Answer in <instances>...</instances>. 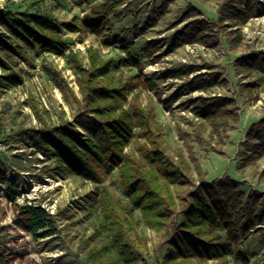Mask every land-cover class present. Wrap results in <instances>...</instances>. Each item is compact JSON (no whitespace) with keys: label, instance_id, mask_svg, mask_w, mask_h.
Here are the masks:
<instances>
[{"label":"rangeland","instance_id":"obj_1","mask_svg":"<svg viewBox=\"0 0 264 264\" xmlns=\"http://www.w3.org/2000/svg\"><path fill=\"white\" fill-rule=\"evenodd\" d=\"M120 1L116 16H108L111 26L105 30L118 40L104 46L101 37L91 31L88 21L101 17L105 5ZM222 2L0 0V13H46L58 22L76 27L74 32H68L57 26L65 45L56 52L42 53L32 42L16 41L24 56L19 58L7 44L0 42V56L7 58L11 71L22 78L17 87L0 90V264H117L112 257L96 262L88 259L89 253L104 247L112 236L111 230L103 228L102 212L97 205L102 190L110 192L121 205L128 203L117 169L98 167L100 184L75 176H59L54 170L56 165L35 153L22 134L25 129L39 126L34 107L39 111L46 109L51 121L57 122L60 118L71 121L76 109L74 97L81 100L75 67L77 62L88 67L89 49L96 50L103 60L114 61L111 74L115 78L131 81L142 105L153 114L166 153L176 161H188L193 168L194 187L232 179L245 193V203L255 195L258 206L264 207V156L255 162L242 161L248 130L258 128L264 120V73L252 71L248 76L239 75L235 67L237 58L264 55V0H254L251 18L245 24L229 25L224 31L214 27L219 49L198 44L172 47L173 33L190 21L179 22L187 9L200 14L196 19L211 23L217 20ZM174 23L179 24L171 28ZM3 33L5 28L0 24V34ZM235 34L241 35V44L236 51H231L227 38ZM6 41L12 43L11 39ZM149 44L157 46L151 57L144 52ZM183 67H200L189 79L197 74L214 73L223 84L212 87L210 92L185 93L169 102L187 82L169 75ZM0 74H3L1 68ZM146 81H152L163 91L160 97L148 89ZM218 97L234 99L239 114L238 123L220 137L194 116L189 104L191 100ZM144 145L135 130L125 153L141 162ZM194 159L201 167L199 175L194 170ZM8 188L13 195L7 194ZM190 189L172 186L177 199ZM30 206L40 207L52 217L53 235L34 237L18 223L21 208ZM255 216L244 217L242 225L248 231L233 246L245 256V261L231 255L228 264H264V223L251 227L250 221ZM130 217L133 240L142 251L137 264H156L160 235L143 224L138 211ZM37 233L42 235V231ZM187 264L199 263L193 260Z\"/></svg>","mask_w":264,"mask_h":264},{"label":"trees","instance_id":"obj_2","mask_svg":"<svg viewBox=\"0 0 264 264\" xmlns=\"http://www.w3.org/2000/svg\"><path fill=\"white\" fill-rule=\"evenodd\" d=\"M222 1L218 18L211 23L196 19L200 14L192 8L187 9L179 22L190 21L173 33L172 47L198 44L217 50L219 38L214 27L224 31L229 25L245 24L251 18L254 0ZM120 4L121 1L105 5L101 17L88 21L91 31L101 37L104 46L118 40L105 30L111 26L108 16H116ZM0 14L3 17L0 24L5 28V33L0 34V42L7 44L19 58L24 56L16 41L32 42L42 53L56 52L65 45L57 26L68 32L76 30L74 24L58 22L46 13L23 12L16 15L5 11ZM178 24L174 23L171 28ZM10 39L12 43L6 41ZM227 43L231 51H236L241 44V35L229 36ZM156 50L154 44L144 47L149 57ZM89 59L88 67L76 63V83L81 100L74 97L76 109L71 121L63 118L51 121L46 109L39 111L34 107L39 126L22 132L35 153L56 165L54 170L59 176H75L100 184L98 167L117 169L128 203L121 205L110 192L102 190L97 205L102 212L103 228L111 230L112 236L104 247L89 253L88 259L96 262L112 257L117 264H137L142 251L133 240L130 216L138 211L143 224L161 237L156 264H187L193 260L199 264H228L231 255L245 261V256L233 246L248 231L242 225L246 215L249 219L256 215L250 221L251 227L264 223V207L258 206L257 196L249 197L250 202L245 203V193L232 179H224L211 186L200 184L194 187L193 168L188 161H176L166 153L153 114L142 105L131 81L115 78L111 74L114 61L101 59L96 50L89 49ZM9 63L7 58L0 56V68L3 70L0 90L15 88L22 82V78L11 71ZM235 67L239 75L246 73L248 76L252 71L264 73V55L237 58ZM199 69L183 67L169 75L187 79L169 102L178 100L185 93H207L212 87L223 84L214 73L197 74L189 79V75ZM146 86L158 97L163 93L152 81H146ZM189 104L194 116L207 123L211 133L218 137L239 121L237 103L232 98L197 99L189 101ZM257 127H251L246 134L242 157L245 163L255 162L264 156V120ZM135 130L145 143L141 149V162L125 153ZM193 164L197 175L201 174V167L195 159ZM172 186L192 189L183 191L182 197L177 199ZM6 192L13 195L10 188ZM20 213L18 223L34 237L54 234L52 217L44 209L23 207ZM39 231L42 235L37 233Z\"/></svg>","mask_w":264,"mask_h":264}]
</instances>
